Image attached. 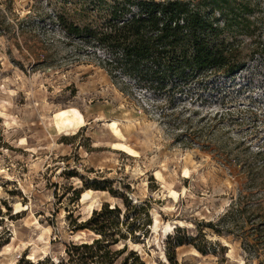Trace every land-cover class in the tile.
Returning a JSON list of instances; mask_svg holds the SVG:
<instances>
[{
    "label": "rangeland",
    "instance_id": "1",
    "mask_svg": "<svg viewBox=\"0 0 264 264\" xmlns=\"http://www.w3.org/2000/svg\"><path fill=\"white\" fill-rule=\"evenodd\" d=\"M185 1L238 67L168 95L53 27L112 0H0V264H264V0Z\"/></svg>",
    "mask_w": 264,
    "mask_h": 264
},
{
    "label": "trees",
    "instance_id": "2",
    "mask_svg": "<svg viewBox=\"0 0 264 264\" xmlns=\"http://www.w3.org/2000/svg\"><path fill=\"white\" fill-rule=\"evenodd\" d=\"M108 6L110 20L104 25L78 24L63 14L54 13L53 27L70 42L78 40L101 50L107 70L118 71L140 88L169 95L197 72L207 69L232 72L238 67L230 61L223 46L211 42L209 36L216 34L213 20L196 11L188 1L112 0ZM257 50L264 54V45L259 43ZM232 208L230 205L222 220ZM107 210L112 212L114 208ZM250 222L244 221L250 225L243 232L255 236L258 242L264 241V217ZM99 243V239H95L91 244L82 243L74 248L90 249L85 255L77 254L91 259L100 251L106 252L105 245ZM45 263L43 259L34 264Z\"/></svg>",
    "mask_w": 264,
    "mask_h": 264
},
{
    "label": "bare ground",
    "instance_id": "3",
    "mask_svg": "<svg viewBox=\"0 0 264 264\" xmlns=\"http://www.w3.org/2000/svg\"><path fill=\"white\" fill-rule=\"evenodd\" d=\"M56 125H57L58 128H60V127H59V120L57 121ZM225 244H226V243H225Z\"/></svg>",
    "mask_w": 264,
    "mask_h": 264
}]
</instances>
